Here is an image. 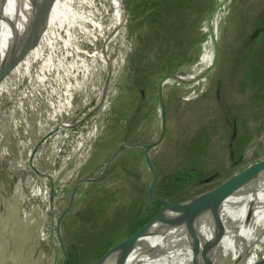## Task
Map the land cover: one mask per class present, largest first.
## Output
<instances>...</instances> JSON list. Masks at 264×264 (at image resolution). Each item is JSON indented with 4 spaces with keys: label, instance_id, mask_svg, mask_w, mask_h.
<instances>
[{
    "label": "rangeland",
    "instance_id": "1",
    "mask_svg": "<svg viewBox=\"0 0 264 264\" xmlns=\"http://www.w3.org/2000/svg\"><path fill=\"white\" fill-rule=\"evenodd\" d=\"M44 1L6 2L0 264H54L52 220L56 264L61 241L66 264H94L162 211L145 147L168 75L184 80L164 84L156 198L188 204L264 162V0H54L32 21Z\"/></svg>",
    "mask_w": 264,
    "mask_h": 264
},
{
    "label": "bare ground",
    "instance_id": "2",
    "mask_svg": "<svg viewBox=\"0 0 264 264\" xmlns=\"http://www.w3.org/2000/svg\"><path fill=\"white\" fill-rule=\"evenodd\" d=\"M6 2L0 3V58ZM263 191L264 162L215 197L197 201L202 210L163 211L133 245L102 264H241L264 234ZM249 226L253 232H243Z\"/></svg>",
    "mask_w": 264,
    "mask_h": 264
},
{
    "label": "water",
    "instance_id": "3",
    "mask_svg": "<svg viewBox=\"0 0 264 264\" xmlns=\"http://www.w3.org/2000/svg\"><path fill=\"white\" fill-rule=\"evenodd\" d=\"M53 1L54 0H46V1H44L43 4H41L39 6L37 5V9H36L35 13L32 15V21H34L45 8H47L48 6H50V4ZM227 1L228 0H223V2L221 4H219V6L217 7V10H219ZM3 2H4V0H0L1 6L3 5ZM1 6H0V10L2 8ZM0 14L2 15L3 12L0 11ZM0 20L3 21L2 18H0ZM208 27L210 29L211 37L214 38V28H213V21H212V19H210L208 21ZM29 50L30 49L23 50V54L24 55H27L28 52H29ZM214 66H215V64H212L210 67L207 68V70L205 72H203L201 75H199L197 78H195V79H193L191 81L202 79L209 72H211V70L214 68ZM174 78L179 79V80H184L183 77L180 76V75H168V76L164 77L161 80V82H160V85H159V101H160V104H161V111H162L163 130H162L161 134L159 135L158 139L155 142H153L152 144L147 145L145 147L146 148L147 163H148V166H149V168H150V170L152 171V174H153V179H152V182H151V185H150V189H149V198H150L151 202H153V203H160V204H162V206H163L162 211L167 210V209L178 210L179 208H184V207L187 208V206L188 207H193V208H195L197 210H202L203 205H200L197 201L203 200V199H205L207 197H213V196L215 197V195H217V192H219V191H221V190H223V189H225V188H227L229 186H233V184L236 183L237 180H239L240 178H242L246 174V170L243 171L242 173L238 174L237 176H235L233 179H231L229 182H227L225 185H223L219 189H217L215 191H212V192H209V193H206L203 196H201V197H199V198L191 201V204L180 203V204H177V205H171L168 201L163 200V199H159V198H156L155 197L154 192H155L156 183L158 181V172H157V170H156V168L154 166V163L152 161L151 152H152V149L163 139L164 134H165V131H166L167 120H166V105H165V96H164V84L168 80L174 79ZM0 82H1V73H0ZM40 144L38 146H36V148L34 149V151H33L34 155L38 151V148L40 147ZM30 165L32 166L31 163H30ZM51 182H52V180H51ZM78 185H79V183L76 184L75 189H74V191L72 193L70 206L58 218L57 234H58L60 240H61V236H60V223H61L62 218L64 217V215L66 214V212L68 211V209L71 207V205L73 203V200L75 198V195H76V192H77V189H78ZM263 197H264V191H263ZM54 198H55V193H54V187H53V184H52V186H51V192H50V199L53 201ZM162 211L153 220H151L146 225H144L136 234H134V236H132L128 240L124 241L123 243L119 244L118 246L112 248L110 251H108L103 257H101L94 264H102L110 255H112L116 251H118L120 249H127V248H129V246L133 245L139 239V237H141L142 234H144V232L154 222V220H156L159 216H161ZM51 212H53V211H51ZM53 221L54 220H52V224H51V237H50V240H51V243H52V245L54 247V251H55L54 264H56V262L58 260V248L56 247V245L54 243V240H53V233H54V223H53ZM243 232L252 233L253 232V227L252 226H249ZM61 246H62V251H63L64 256H65L64 263L63 264H66V261H67V253L65 251V248H64V245H63L62 241H61ZM257 264H264V260L260 261Z\"/></svg>",
    "mask_w": 264,
    "mask_h": 264
},
{
    "label": "trees",
    "instance_id": "4",
    "mask_svg": "<svg viewBox=\"0 0 264 264\" xmlns=\"http://www.w3.org/2000/svg\"><path fill=\"white\" fill-rule=\"evenodd\" d=\"M155 204H158V203H155ZM162 207H163V206H162ZM146 224H147V223H145L144 225H146ZM144 225H143V226H144Z\"/></svg>",
    "mask_w": 264,
    "mask_h": 264
}]
</instances>
